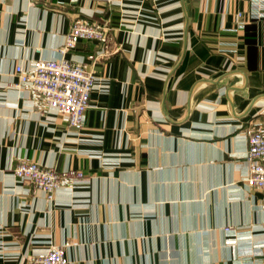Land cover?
Instances as JSON below:
<instances>
[{"label":"crops","instance_id":"obj_1","mask_svg":"<svg viewBox=\"0 0 264 264\" xmlns=\"http://www.w3.org/2000/svg\"><path fill=\"white\" fill-rule=\"evenodd\" d=\"M253 11V0H0V264L52 245L71 264H264V191L243 181L249 124H264V9ZM80 18L106 22L108 41L63 53ZM39 57L96 73L82 129L15 85L16 66ZM21 160L85 179L49 201L14 175Z\"/></svg>","mask_w":264,"mask_h":264},{"label":"built area","instance_id":"obj_2","mask_svg":"<svg viewBox=\"0 0 264 264\" xmlns=\"http://www.w3.org/2000/svg\"><path fill=\"white\" fill-rule=\"evenodd\" d=\"M264 0H253V16L262 15ZM243 16L238 12V17ZM110 26L86 18L74 21L67 34L63 53L74 48L80 39L97 40L107 43ZM15 85L28 87L34 101L41 109L54 108L68 123L82 129L86 110L95 88L96 73L84 63L62 58H36L30 68L18 64L15 69ZM248 148L245 154L246 171L243 181L249 188L264 191V124L254 121L247 131ZM14 175L35 189L45 192L47 200L52 201L55 191L69 183H78L85 179L81 171L68 170L60 173L37 161L21 160L13 169ZM264 228V224H263ZM230 232V229H227ZM30 264H71L64 246L52 245L43 252L35 254Z\"/></svg>","mask_w":264,"mask_h":264}]
</instances>
